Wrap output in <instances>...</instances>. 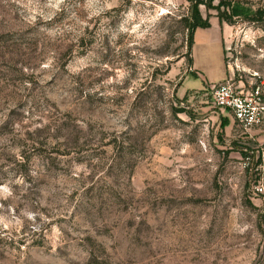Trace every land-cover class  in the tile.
Returning <instances> with one entry per match:
<instances>
[{"label":"rangeland","instance_id":"obj_1","mask_svg":"<svg viewBox=\"0 0 264 264\" xmlns=\"http://www.w3.org/2000/svg\"><path fill=\"white\" fill-rule=\"evenodd\" d=\"M205 1L222 80L194 0H0V264H264V113L211 89L264 105V0Z\"/></svg>","mask_w":264,"mask_h":264},{"label":"built area","instance_id":"obj_2","mask_svg":"<svg viewBox=\"0 0 264 264\" xmlns=\"http://www.w3.org/2000/svg\"><path fill=\"white\" fill-rule=\"evenodd\" d=\"M212 102L220 108L232 112L234 118L245 128L257 124L264 113L260 98V88L253 92L238 91L231 80L211 85ZM262 191L261 185L257 186Z\"/></svg>","mask_w":264,"mask_h":264},{"label":"crops","instance_id":"obj_3","mask_svg":"<svg viewBox=\"0 0 264 264\" xmlns=\"http://www.w3.org/2000/svg\"><path fill=\"white\" fill-rule=\"evenodd\" d=\"M224 34L222 31V25L219 21H215L214 23L211 21V25L207 28H197L194 33V44H193V50H194V58H195V68H199V65L197 63L196 57H195V51L196 48L200 45L204 48V50H208L209 48H213L217 50L219 53L220 59H221V68L224 69ZM209 58V57H207ZM210 61L208 64L210 65ZM227 76V72L224 69L223 74L221 75L219 80L224 79ZM209 81H215L213 78L210 79L208 77ZM218 80V81H219Z\"/></svg>","mask_w":264,"mask_h":264},{"label":"trees","instance_id":"obj_4","mask_svg":"<svg viewBox=\"0 0 264 264\" xmlns=\"http://www.w3.org/2000/svg\"><path fill=\"white\" fill-rule=\"evenodd\" d=\"M193 1V0H191ZM210 1V0H209ZM208 2V1H207ZM202 3H206L205 0H194L192 9H191V22L188 23L187 28L190 32L189 34V49H191L193 43H194V32L196 28L201 27V28H207L210 26V22L207 19L203 18L200 10H199V5ZM207 4V3H206ZM261 11H257L259 14ZM242 14L241 12L238 11L237 7H232V13H230L229 16L224 17L223 15H220V20H225L227 22H232L233 16H238Z\"/></svg>","mask_w":264,"mask_h":264}]
</instances>
